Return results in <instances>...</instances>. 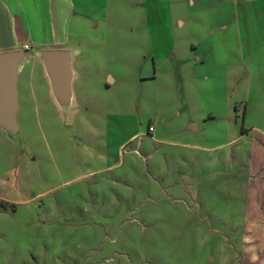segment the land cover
<instances>
[{"label": "rangeland", "instance_id": "rangeland-1", "mask_svg": "<svg viewBox=\"0 0 264 264\" xmlns=\"http://www.w3.org/2000/svg\"><path fill=\"white\" fill-rule=\"evenodd\" d=\"M236 1L69 0V105L27 52L0 127V264H264Z\"/></svg>", "mask_w": 264, "mask_h": 264}, {"label": "crops", "instance_id": "crops-1", "mask_svg": "<svg viewBox=\"0 0 264 264\" xmlns=\"http://www.w3.org/2000/svg\"><path fill=\"white\" fill-rule=\"evenodd\" d=\"M72 12L69 0H0V53L21 51L24 52V60L25 54L30 52L29 58L39 60L45 71L41 54L63 48L62 26ZM231 12L230 23L237 29V35L241 32L244 42L246 41L245 50H241V59L248 62V69H252L250 83L258 90L256 101L247 107L245 122L248 127L243 128L242 132L246 134L257 131L264 137V0H250L245 3L237 0L231 5ZM33 16L34 27L30 20ZM33 48L36 50L33 51ZM71 98L72 91L70 100ZM261 167L262 170L252 172L253 194H263L258 199L262 205L257 206L253 217L264 216V163ZM256 225L264 227V221L255 222L254 226Z\"/></svg>", "mask_w": 264, "mask_h": 264}, {"label": "water", "instance_id": "water-1", "mask_svg": "<svg viewBox=\"0 0 264 264\" xmlns=\"http://www.w3.org/2000/svg\"><path fill=\"white\" fill-rule=\"evenodd\" d=\"M24 58V52L0 53V127L14 135L17 133L16 116L19 109L17 100V73ZM52 95L57 103L66 107L71 97L70 57L67 52L45 51L41 54ZM194 131V126L189 127Z\"/></svg>", "mask_w": 264, "mask_h": 264}, {"label": "built area", "instance_id": "built-area-1", "mask_svg": "<svg viewBox=\"0 0 264 264\" xmlns=\"http://www.w3.org/2000/svg\"><path fill=\"white\" fill-rule=\"evenodd\" d=\"M24 48H25V50L28 49L26 46ZM149 131H152V128L151 127H149Z\"/></svg>", "mask_w": 264, "mask_h": 264}]
</instances>
